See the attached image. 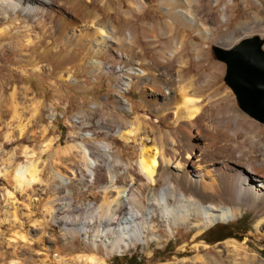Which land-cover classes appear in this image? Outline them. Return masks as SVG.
Returning <instances> with one entry per match:
<instances>
[{
    "label": "rangeland",
    "instance_id": "374dc122",
    "mask_svg": "<svg viewBox=\"0 0 264 264\" xmlns=\"http://www.w3.org/2000/svg\"><path fill=\"white\" fill-rule=\"evenodd\" d=\"M49 1L54 3V17L46 15L41 21L0 5V264H90V256L103 264H111L114 258L117 264H178L200 256L211 264H234L225 252H219L230 241L246 243L250 254L264 259V237L255 228L256 210L230 197L217 196L214 204L239 206L241 212L235 219L200 235L184 226L156 222L143 242L121 254L94 243L93 233L67 232L46 211L58 197L60 203L71 199L73 207L56 217L87 221L96 212H75L73 208L92 202L102 214L104 185L111 177L117 186L123 179L135 183L129 174L136 171L134 163L142 146L168 149L170 136L184 145L182 136L173 134L176 124L169 109L175 106L168 105L162 92L151 104L149 96L158 91L148 79L142 83L133 78L131 88H123L124 73L120 72L121 68L144 69L163 81L175 78L183 71L177 63L159 65L164 56L159 52L164 47L168 52L173 49V44H165L169 39L189 46L183 74L201 83L196 95L201 97V111L212 112L214 104L232 109L244 129L237 136L239 142H245L241 150L260 155L264 125L240 111L223 81L226 65L214 60L212 48L229 50L245 39L264 38V0H200L194 12L208 37L199 28L174 23L161 0H143L144 14L131 10L132 0ZM120 8L129 13V21L120 17ZM92 25L103 27L111 40L94 37ZM192 46L200 50V68L195 65ZM176 90L174 95L180 97ZM132 127H139L133 135L122 134ZM201 139V147L212 142L206 136ZM46 146L50 147L47 151ZM75 146L88 149L101 164L108 163L103 150L112 148L109 167L100 164L90 180L81 153L69 150ZM230 146L238 156L240 150ZM232 166L245 170L243 164ZM31 167L36 169L38 181L21 190L16 174ZM136 179L144 183L143 176ZM165 187L158 182L155 189ZM31 188L42 193L28 200ZM114 191L110 201L118 197Z\"/></svg>",
    "mask_w": 264,
    "mask_h": 264
},
{
    "label": "bare ground",
    "instance_id": "6f19581e",
    "mask_svg": "<svg viewBox=\"0 0 264 264\" xmlns=\"http://www.w3.org/2000/svg\"><path fill=\"white\" fill-rule=\"evenodd\" d=\"M31 1L34 0L28 2L0 0V5L11 9L14 13L20 12L27 17L36 18L38 21H41L46 15L54 17L53 2L35 0L30 3ZM161 3L174 23L199 28L206 37L210 36L204 27L201 28L202 24H199L198 15L194 12V6L199 5L200 0H161ZM130 4L131 10L139 14L145 13L146 4L143 0H132ZM122 9H119L118 14L129 21L127 18H131V16ZM93 30L94 37H100L104 41L111 40L100 25L94 26ZM128 40L132 41L131 35L128 36ZM165 44L169 46L173 44V49L168 52V48L164 47L165 50L159 52V55L160 53L164 55L159 65L171 67L177 63L178 67L184 71L189 61L188 58L186 59L189 46L185 45L184 41L179 43L173 39H169ZM190 50L194 56L196 67L200 68V50L195 46H192ZM140 56L142 63L145 62L144 52L140 51ZM95 64L99 63L95 61ZM216 68L217 72L221 70L220 66ZM183 71H179L175 78L170 76V81L167 79L163 81L155 75L149 76L144 69L121 68L120 72L124 73L121 75L123 88H131L134 83L133 78L142 83L148 79L147 82L151 81L154 85L152 87H155L153 89L157 88L155 91H158L149 96L150 103H155L157 95L162 92L169 103L168 105L175 106V108L169 109L176 124L173 134L177 137L181 135L184 145H179V142L171 136L168 137L169 148L165 150H156L157 148L140 145V147L142 146L141 151L134 163L136 171L134 174H129V178L135 183L129 184L127 181V184L123 179L117 186L114 183V178L111 177L108 184L103 187V199L106 200L100 207L103 208L102 214L96 211L93 202L85 204L86 207L79 205L73 208L75 212H96L89 216L87 221L72 219L67 215L56 217L57 213H63L64 209H69L73 205L71 199H67L66 202L63 199V202L60 203L61 200L59 201L58 197H55L51 201V207L46 211L55 222L63 225L67 232L74 230L81 235L86 232L93 233L94 243L103 245L111 253L121 254L135 246L136 243L143 242L149 233L154 231L156 222L177 227L184 226L200 235L213 226L235 219L241 212L240 207L215 205L218 196L230 197L234 201L249 205L256 210L255 228L258 234L264 237V151L260 155L254 156L252 150H241L245 149V142H239L237 136L243 128L229 107L220 109L218 104H214L212 112H210L211 110L201 111V97L196 96L201 91V83L194 81L192 77L185 78ZM177 83L179 86L176 90L174 86ZM174 90L179 92L180 97L174 95ZM142 93L144 94V91ZM250 123L252 124V122ZM139 127H132L129 132L122 134L126 136L134 134ZM194 132L198 134L194 135ZM199 136H206L212 142L201 147L199 144L202 139ZM230 145H234V149L240 150L238 156L233 155ZM251 145L253 144L251 143ZM229 146L230 148H228ZM49 148L46 146L45 150L47 151ZM71 149L81 153L90 180L94 176L96 177V169L100 166V161L92 158L90 151L83 146L70 147L69 150ZM111 149L107 147L103 150L108 163L103 162L102 164H106L108 167L109 161L112 159ZM241 164L244 165L246 171L232 166ZM25 170L18 172L15 177L20 189L23 188L22 186L31 187L32 183L38 181L35 168L31 167ZM140 175L143 176L144 183H139L136 179ZM254 181H258V184ZM158 182L165 184L166 187L160 190L155 189ZM114 190H117L118 197L110 201L111 193L115 192ZM41 193L42 190L39 188H31L28 200L31 197H39ZM140 199H144L146 204ZM223 249H219V252H225V256L232 258L234 264H264V259L249 253L246 243L230 241L224 244ZM198 251L200 252V250ZM87 259L90 264H103V262H95L91 256ZM178 264L211 263L204 256H200L193 262L183 259Z\"/></svg>",
    "mask_w": 264,
    "mask_h": 264
},
{
    "label": "water",
    "instance_id": "95a60500",
    "mask_svg": "<svg viewBox=\"0 0 264 264\" xmlns=\"http://www.w3.org/2000/svg\"><path fill=\"white\" fill-rule=\"evenodd\" d=\"M212 52L226 65L223 81L240 111L264 125V38L245 39L229 50L213 47Z\"/></svg>",
    "mask_w": 264,
    "mask_h": 264
},
{
    "label": "trees",
    "instance_id": "16d2710c",
    "mask_svg": "<svg viewBox=\"0 0 264 264\" xmlns=\"http://www.w3.org/2000/svg\"><path fill=\"white\" fill-rule=\"evenodd\" d=\"M221 240L220 238L217 239V241ZM117 258H114L113 261L111 262V264H117Z\"/></svg>",
    "mask_w": 264,
    "mask_h": 264
}]
</instances>
